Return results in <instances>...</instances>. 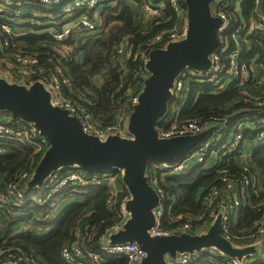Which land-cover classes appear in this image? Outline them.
<instances>
[{"label": "built area", "instance_id": "obj_1", "mask_svg": "<svg viewBox=\"0 0 264 264\" xmlns=\"http://www.w3.org/2000/svg\"><path fill=\"white\" fill-rule=\"evenodd\" d=\"M244 1H213L210 10L219 19L218 44L208 55L209 66L206 69L184 68L177 74L167 101V105L171 101L170 107H166L155 123L159 138L204 132L203 139L174 160H149L145 176L159 196L150 235L166 236L187 230L200 234L206 232L220 214L223 238L236 247L257 244L259 249L239 260L214 247H203L176 253L173 257L166 255L165 264H264V176L252 160L257 149L262 148L264 155V63L261 62V56L264 57V0H252L247 16L242 11ZM113 4V0H0V77L26 86L34 82L43 84L52 106L67 110L79 121L84 133L101 140L110 135L132 138L127 129L128 118L149 74L145 67L148 52L183 39L187 31L184 0L144 2L139 6L143 18L148 20L146 25L158 23L167 5L175 14V21L172 26L163 27L147 38L136 50L128 36L120 39L111 55L118 63L120 85L126 82L127 63L130 61L134 67L116 102L112 118L100 122L92 117L85 104L68 97L67 92L73 89L65 64L71 59L81 60V52L73 54L79 46L78 41L100 34L103 8ZM29 34L49 35L53 43L43 42L44 49L28 48L18 38ZM254 44L259 50L252 53ZM192 83L208 85L212 93L235 87L243 96L242 101L261 110L262 114L243 117L233 124L226 116L212 120L180 118L181 105ZM246 131L253 133L252 138H245ZM20 146L30 149L25 166L12 177L0 173V216L8 213L17 219L11 236L26 229L22 217L29 213L40 217V212L29 211L31 206H48V215L55 216L83 187L104 186L108 192L104 200L107 219L91 225L84 220L90 212L80 216L72 228V239L60 248V256L67 264H99V254L88 244L96 235L99 224L107 222L103 232L96 237L98 249L124 258V264H141L145 252L136 242H109V236L118 232L129 218L126 204L130 195L122 182L123 168L90 173L76 167L59 168L51 172L38 189L27 193L26 183L35 167L34 162L37 163L48 148V141L32 122L0 111V155L16 152ZM195 168L205 175H213L215 181L207 183L197 196L200 205L197 212L173 213L175 200L167 195L165 179ZM63 190L70 195L66 199L60 196ZM164 201L168 202L166 209ZM242 209L257 211L247 226L240 224ZM164 220L168 227H163ZM0 264L40 263L14 240H5L0 244Z\"/></svg>", "mask_w": 264, "mask_h": 264}, {"label": "water", "instance_id": "obj_2", "mask_svg": "<svg viewBox=\"0 0 264 264\" xmlns=\"http://www.w3.org/2000/svg\"><path fill=\"white\" fill-rule=\"evenodd\" d=\"M214 0H184L187 31L181 40L148 52L145 67L148 77L129 114L127 129L132 138L110 135L104 140L83 132L79 121L67 110L52 106L49 92L39 82L29 86L7 82L0 77V111L32 122L48 141V148L34 167L27 189H38L51 172L76 167L98 172L123 168L122 182L130 199L129 218L123 227L109 236L111 244L136 242L145 252L141 264H165V256L214 247L222 254L241 259L254 254L259 246H233L220 233L221 215L206 232L193 230L169 235H150L155 221L154 209L159 196L148 184L145 169L149 160L171 161L193 148L205 133L159 138L155 123L162 116L177 74L184 68L206 69L209 53L217 46L218 17L210 7Z\"/></svg>", "mask_w": 264, "mask_h": 264}, {"label": "trees", "instance_id": "obj_3", "mask_svg": "<svg viewBox=\"0 0 264 264\" xmlns=\"http://www.w3.org/2000/svg\"><path fill=\"white\" fill-rule=\"evenodd\" d=\"M161 0H113V5L104 6L102 12L103 26L100 34L95 37H84L80 39L78 48L73 50V54L82 53L81 60H69L65 65L71 77V87L73 91L67 92L68 97L78 100L85 104L92 117L100 122L109 121L116 108L117 100L122 96L123 89L128 79L131 77V71L134 64L127 63L128 75L126 82L120 85L118 63L112 58V52L118 45L123 36H128L134 49L143 45V42L153 36L163 27H170L175 21V14L167 5L163 14L158 18L159 22H151L144 27L134 22L137 14V6L144 2L157 3ZM166 1V0H165ZM252 6V0H245L242 3V11L247 16ZM18 41L25 44L28 48L44 49L43 42L48 45L53 43L49 35L29 34L21 36ZM259 47L254 44L252 53L258 51ZM261 62L264 63V57L261 56ZM264 67V64H263ZM101 79L100 82L97 78ZM77 93L84 97L80 98ZM242 95L235 88H228L222 93H212V88L208 85L192 83L188 96L181 105L179 111L180 118L199 117L205 120H212L215 117L226 116L233 124L243 117H254L256 114H262L254 106L245 104L242 101ZM79 98V99H78ZM171 101L168 103L170 107ZM253 133L245 132V138H252ZM30 149L26 146H20L18 151L0 155V173L6 177H12L14 173L22 169L27 162ZM252 160L255 165L261 169L264 176V155L262 148L257 149L252 154ZM34 162V166H36ZM215 181L213 175H205L200 169H193L186 174L168 176L165 179L164 188L167 195L175 200L172 212L190 211L195 213L200 205L197 196L203 187ZM33 191L28 189L27 193ZM107 188L104 186L87 185L82 191L73 196L71 202L61 208L53 215H48V206L42 208L31 206L33 211L40 212V217L36 218L33 214H28L21 219L27 224L25 230L11 236L13 227L17 219L8 213H3L2 228L5 231L4 237H0V244L5 240H14L20 245L27 254L33 257L40 264H67L60 256V248L72 239V228L78 223V219L84 213L90 214L84 217L91 225H97L98 221L107 219V211L104 207V200L107 196ZM63 199L70 195L63 190L60 194ZM169 201V200H168ZM164 201V208L167 207ZM257 214L256 210L242 209L240 211V224L247 226ZM107 222L99 224L96 235L88 244L89 248L99 254V264H124V258L108 255L98 249V234L103 232ZM169 224L163 221V227ZM210 264V263H208Z\"/></svg>", "mask_w": 264, "mask_h": 264}, {"label": "rangeland", "instance_id": "obj_4", "mask_svg": "<svg viewBox=\"0 0 264 264\" xmlns=\"http://www.w3.org/2000/svg\"><path fill=\"white\" fill-rule=\"evenodd\" d=\"M136 12H137V14H136L135 17H134V22H135L137 25H139V26H142V27L146 26L148 20L145 19V18H143L142 14L140 13V9H139L138 6H137V11H136ZM100 80H101V79H100L99 76H98L97 81L100 82ZM77 95H78L79 97H81V98L84 97V96H83L82 94H80V93H77Z\"/></svg>", "mask_w": 264, "mask_h": 264}, {"label": "crops", "instance_id": "obj_5", "mask_svg": "<svg viewBox=\"0 0 264 264\" xmlns=\"http://www.w3.org/2000/svg\"><path fill=\"white\" fill-rule=\"evenodd\" d=\"M85 222H88V221H85ZM2 225H3V217L0 216V237L5 235V231L3 230ZM14 228L15 226L13 227V229Z\"/></svg>", "mask_w": 264, "mask_h": 264}]
</instances>
